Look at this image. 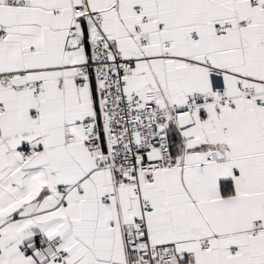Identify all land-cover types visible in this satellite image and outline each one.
<instances>
[{
    "label": "snow or ice",
    "instance_id": "obj_1",
    "mask_svg": "<svg viewBox=\"0 0 264 264\" xmlns=\"http://www.w3.org/2000/svg\"><path fill=\"white\" fill-rule=\"evenodd\" d=\"M0 264H264V0H0Z\"/></svg>",
    "mask_w": 264,
    "mask_h": 264
}]
</instances>
